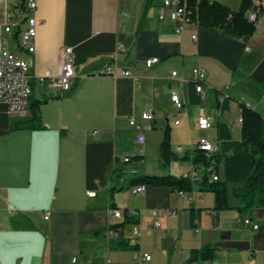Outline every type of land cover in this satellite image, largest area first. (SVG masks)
Wrapping results in <instances>:
<instances>
[{"label": "crops", "instance_id": "crops-1", "mask_svg": "<svg viewBox=\"0 0 264 264\" xmlns=\"http://www.w3.org/2000/svg\"><path fill=\"white\" fill-rule=\"evenodd\" d=\"M160 1L37 0L31 14L38 21L36 46L29 52L20 44L26 22L10 33L5 30L15 0H0V47L6 35L9 48L30 62L31 99L41 101L43 124L13 129L27 118L10 115L7 104L0 102V234L4 238L0 264H72L74 255L90 264H132L142 252L152 255L142 264H183L193 250L208 245L217 256L189 264H264V206L241 210V202L231 194L241 183L228 184L231 207L227 209H218L216 194L196 182L185 196L152 184L146 185L144 194L135 195L129 178L116 177L117 188L112 195L109 192L112 169L121 167L122 158L140 147L130 123L133 117L151 126L145 131L141 174L176 176L192 168L200 137L218 141L220 122L230 126L235 139L241 137L242 127L236 123L240 101L264 117V0H252L245 12L248 19L252 9L262 8L248 38L200 24L197 12L196 25L177 32L175 25L183 21L159 20ZM211 1L234 11L242 4V0ZM194 33L197 39L192 38ZM67 46L73 48L77 75L72 89L62 92L50 79L40 77L46 71L58 73ZM151 57L159 62L145 68ZM105 66L112 72L101 73ZM197 66L207 71L204 97L192 82ZM123 70H130L132 77L123 76ZM173 71H177L174 77ZM190 86L200 95L199 103L191 102ZM172 89L181 95L183 107L172 101ZM221 93L227 95L228 109L222 108ZM148 110L154 113L152 120L142 117ZM202 114L211 118L210 129L198 127ZM165 139L168 151L179 156L188 153L191 158L162 167ZM220 173L222 177V168ZM109 206L122 211V217L109 213ZM126 210L139 219L123 229L124 238L137 249L118 247V236L109 233ZM152 210L158 214L154 216ZM47 211H51L49 219H45ZM246 217L259 226L244 224ZM157 218L161 227L154 225ZM136 224L140 236L135 234Z\"/></svg>", "mask_w": 264, "mask_h": 264}, {"label": "trees", "instance_id": "trees-1", "mask_svg": "<svg viewBox=\"0 0 264 264\" xmlns=\"http://www.w3.org/2000/svg\"><path fill=\"white\" fill-rule=\"evenodd\" d=\"M252 4V0H242L239 10L234 11L221 2L211 0H187L189 8L197 12L200 24L209 27H221L225 33L243 38L250 37L256 30V22L249 21L245 17L246 10ZM190 100L193 103L200 102V95L194 92V88L190 86ZM41 101L32 100L30 103L31 114L23 122L17 124L13 129L42 128L40 114ZM222 108L228 109V98L222 103ZM240 110L243 117L241 125V137L235 139L232 135L231 128L226 122H220L217 128L218 150L213 152L209 157L203 150L195 148L193 162L195 164L209 165L214 163L217 172L221 175L219 166L223 169V176L220 179H206L200 183V188L206 191H212L216 194V207L218 209L230 208L229 204V183H241V186L235 187L231 194L241 202L240 209H249L254 206H264V117L256 109L250 107L246 102L240 101ZM167 139H165L162 147L164 160L162 167H166L171 161L185 160L191 158L188 153L183 156L177 155L173 151H168L166 147ZM133 159L142 160L144 158L135 157ZM124 164L121 167L112 169V180L109 192L111 195L115 190L114 178L115 173L125 174ZM129 178L130 184L144 183L155 186H166L172 190L188 191L192 189V182L184 178L182 175L176 176L171 174L165 175H149L140 174ZM126 178V179H127ZM124 186L120 187L123 188ZM194 219V213L191 214ZM139 219L128 213H124V219L121 222L113 224L111 227L118 232V247L123 249H137V244L127 241L123 235V229L127 224L138 223ZM217 256V252L212 245H208L199 250H193L190 257L183 263L189 264L197 259H213Z\"/></svg>", "mask_w": 264, "mask_h": 264}, {"label": "built area", "instance_id": "built-area-1", "mask_svg": "<svg viewBox=\"0 0 264 264\" xmlns=\"http://www.w3.org/2000/svg\"><path fill=\"white\" fill-rule=\"evenodd\" d=\"M37 8V0H15V12L9 11L7 14L8 24L5 28L6 32H11L13 28L20 26L22 23L26 22L25 28H21V38L20 44L23 48H26L29 52L35 51V41L37 37V17L31 14ZM158 18L161 21H166L167 19L171 21L182 20L183 23L175 25V30L177 32L184 31L187 25H196L194 20V14L196 11L189 8L187 5V0H161L157 4ZM262 16V8L258 7L252 9L248 14V19L252 22H257ZM193 39H197V34H192ZM3 45L0 47V102H4L8 106V111L10 115L20 116L23 118H28L31 114V98L33 95V82L31 81L30 75V62L12 51L9 46L8 36H3ZM75 57L73 55V48L67 46L64 49L62 61L59 67V71L56 75L51 74L46 71L41 75V81L46 78L50 79L51 85L58 87L62 92H69L72 89L74 79L77 75ZM159 62L158 57H151L146 60L145 68L152 67L155 63ZM101 73H111L112 68L105 66L100 70ZM122 75L125 77H132L130 70H123ZM171 75L174 77L177 75V71H173ZM207 77V71L202 66H197L193 69L192 82L195 85L196 91L203 94L204 97V83ZM227 95L221 93L219 95V100L221 103L224 102ZM171 99L174 104L181 108L184 102L181 95L174 89L171 91ZM142 117L147 120H152L154 118V113L152 110L143 112ZM130 123L135 127L137 131V142L140 144L139 149L133 154H126L122 158V163L124 164L125 174L116 175L122 180H126V177H135L141 174V162L142 160L133 159L135 157L144 158L146 154L145 143H146V129L151 128V126H143L134 117L130 119ZM179 123V120L176 121ZM236 123L242 125L243 117L240 113L239 117L236 119ZM213 126L212 120L209 116L202 114L198 118V127L202 130L210 129ZM219 147L218 141L214 142L209 137L202 136L199 138L195 148L203 150L209 157L213 152L217 151ZM178 150H182V147H177ZM221 170V166L218 167ZM211 180L220 179V174L217 172L216 165L212 162L209 165L204 164H193L192 168L188 171L182 173V176L189 179L192 183L196 182L200 184L206 179V175ZM146 185L144 183L134 184L131 186L132 193L135 195L144 194ZM180 195L185 196L187 191L179 190ZM96 192H90V195H95ZM109 213L113 214L115 217H122V211L108 207ZM134 213V212H133ZM152 214L156 216L158 214L157 210H152ZM162 217L167 216L165 210L160 211ZM51 211L45 213V219H49ZM243 223L246 225H252L257 228L259 225L253 223L252 219L249 217L242 219ZM155 227H161L162 222L160 218H157L154 222ZM136 236L141 235V228L138 224L134 227ZM109 233L118 236V232L109 227ZM152 255L148 252H142L137 254L135 260L132 264H142L144 262L150 261ZM72 264H90L89 262L81 259L79 255H74L71 259Z\"/></svg>", "mask_w": 264, "mask_h": 264}, {"label": "snow or ice", "instance_id": "snow-or-ice-1", "mask_svg": "<svg viewBox=\"0 0 264 264\" xmlns=\"http://www.w3.org/2000/svg\"><path fill=\"white\" fill-rule=\"evenodd\" d=\"M3 235L0 234V260H3Z\"/></svg>", "mask_w": 264, "mask_h": 264}, {"label": "rangeland", "instance_id": "rangeland-1", "mask_svg": "<svg viewBox=\"0 0 264 264\" xmlns=\"http://www.w3.org/2000/svg\"><path fill=\"white\" fill-rule=\"evenodd\" d=\"M143 173H145V172L143 171ZM152 175H155V174H152Z\"/></svg>", "mask_w": 264, "mask_h": 264}]
</instances>
